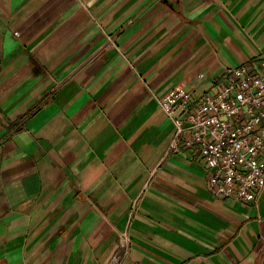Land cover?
I'll return each mask as SVG.
<instances>
[{
    "label": "crops",
    "instance_id": "obj_1",
    "mask_svg": "<svg viewBox=\"0 0 264 264\" xmlns=\"http://www.w3.org/2000/svg\"><path fill=\"white\" fill-rule=\"evenodd\" d=\"M262 61L264 0H0V264H264L158 102Z\"/></svg>",
    "mask_w": 264,
    "mask_h": 264
},
{
    "label": "built area",
    "instance_id": "obj_2",
    "mask_svg": "<svg viewBox=\"0 0 264 264\" xmlns=\"http://www.w3.org/2000/svg\"><path fill=\"white\" fill-rule=\"evenodd\" d=\"M174 124L172 150L197 153L213 193L257 203L264 190V61L229 68L215 93L175 87L158 99ZM107 264H124L131 238L120 234Z\"/></svg>",
    "mask_w": 264,
    "mask_h": 264
}]
</instances>
